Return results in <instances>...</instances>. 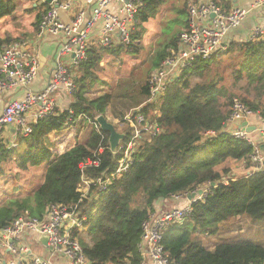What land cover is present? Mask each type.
Returning <instances> with one entry per match:
<instances>
[{
    "label": "trees",
    "instance_id": "16d2710c",
    "mask_svg": "<svg viewBox=\"0 0 264 264\" xmlns=\"http://www.w3.org/2000/svg\"><path fill=\"white\" fill-rule=\"evenodd\" d=\"M142 1L136 23L149 21L164 2ZM223 1H219L221 6L228 10L232 1ZM16 8L14 0H0V18L13 16ZM188 8L186 3L182 11L188 14ZM36 19L34 26L39 30L41 13ZM179 35L157 52L153 70L177 50ZM9 40L0 38V43ZM139 41L134 31L130 44L90 47L86 60L77 67L79 74H75L76 89L69 109L34 123L32 133L18 136L16 147L1 144L0 184L7 185V196L0 199V228L23 214L42 218L52 204L79 205L87 217L86 230L76 231L75 235L87 264H140L143 223L155 212L156 202L202 188L207 194L193 202L184 223L171 225L164 232L163 244L170 258L175 264H264V245L254 240L223 238L210 248L199 237L216 234L220 224L231 218L247 216L264 221V169L234 178L222 166L230 160L250 162L252 147L224 128L235 97L264 114V40L234 42L220 56L196 59L153 102L148 101L149 81L143 84L138 100L131 105H135L132 112L138 109L159 130L154 135L144 131L127 171L106 189L100 191L97 184H92L84 196L80 186L83 177L97 182L117 170L122 154L111 150L108 132L91 126L85 143L78 142L63 153L54 152L49 135L66 126L70 110L75 118L83 114L92 120L107 113L114 98L111 92L89 96L97 84H105L99 75L101 63L110 55L139 54ZM222 64L226 71L231 70L234 85H241L242 92L226 85L224 67V73L214 72ZM193 76L199 78L194 84ZM151 111L153 115H149ZM127 115L122 114L121 120ZM125 133L122 143L127 144L132 134L130 129ZM6 162L16 164L6 171ZM42 167L45 170L39 184L26 176L29 169ZM4 255L0 250V260Z\"/></svg>",
    "mask_w": 264,
    "mask_h": 264
},
{
    "label": "built area",
    "instance_id": "2783aa9c",
    "mask_svg": "<svg viewBox=\"0 0 264 264\" xmlns=\"http://www.w3.org/2000/svg\"><path fill=\"white\" fill-rule=\"evenodd\" d=\"M39 1L47 5L38 23L39 35L51 33L60 37V47L55 55L53 72L46 85L38 91L28 90L22 98L11 99L5 104L0 115V134L10 130L15 132V138L6 143L9 148L18 145L20 134L28 136L32 133L34 123L66 110L59 109L56 94L59 91L68 94L75 91L74 69L86 60L90 47L132 43L136 14L143 6L142 0ZM260 7H264V0H253L251 8ZM62 11L68 13V21L61 17ZM248 13L249 9L239 6L224 10L214 0L191 2L187 26L179 35V47L152 72L148 101L157 100L167 85L178 78L182 70L196 59L212 58L225 53L229 48L228 43H225L227 33L239 27ZM96 30H99L98 35ZM259 40H264V22L253 29L247 41ZM66 57H70V62L65 61ZM38 67L37 57L31 54L23 43L14 42L0 49V98L6 91L28 86L37 76ZM69 112L71 115L67 119V127L74 129L72 124L84 119L96 129L100 128L97 117L92 120L82 114L75 118L74 112ZM125 118L126 125L131 127L132 137L127 144L121 142L117 149L122 154L117 170L97 182L83 177L80 191L84 196L88 194L92 184H97L100 191L104 190L114 178L127 171L144 131L154 135L159 130L158 126L148 122L138 109ZM244 122H247V125L244 126ZM248 126L255 128L249 132ZM224 131L249 144L252 147L250 162L256 170L264 169V114L253 110L239 97H235ZM66 136L67 134L54 139L58 146L62 144L65 150L72 147L69 146L72 134ZM2 143L4 141L0 139V151ZM88 163L91 164L90 161ZM204 190L206 193L203 196L207 194V190ZM191 193L173 196L175 199L187 198L186 205L174 206L163 213H158L155 209L144 221L139 244V252L143 257L140 264H175L165 250L163 235L169 226L182 225L192 212L193 202L203 197L197 194L195 200L190 201L188 196ZM86 220L87 217L81 213L79 205L52 204L48 206L42 218L29 214L20 215L11 224L0 228V250L7 256L2 257L0 264H54L52 257H65L71 264H87L80 240L75 235L76 231L86 230ZM41 236L48 237L47 246L40 241ZM36 244L48 249L49 256L39 254Z\"/></svg>",
    "mask_w": 264,
    "mask_h": 264
},
{
    "label": "rangeland",
    "instance_id": "374dc122",
    "mask_svg": "<svg viewBox=\"0 0 264 264\" xmlns=\"http://www.w3.org/2000/svg\"><path fill=\"white\" fill-rule=\"evenodd\" d=\"M17 3V8L13 16L1 17L0 18V38L10 39L5 46L11 45L16 39L22 43L28 33H31L34 29V25L37 21V14L42 12L43 9L33 5L37 0H14ZM193 0H164L159 6L154 17L147 22L136 23V30L140 36L141 51L139 54L123 53L122 55L107 56L106 59L101 63V70L99 75L105 84H97L95 88L89 92L90 97H94L105 92H111L114 96L111 105L107 109L105 116L112 122L119 132L125 133L131 128L126 125V118L121 120L122 114H130L132 112L134 104L137 100L143 84L147 83L154 71V60L156 54L161 50L173 37L180 33L184 27L185 22L188 18V14L182 9L187 4H190ZM221 5V2L218 1ZM223 6V5H222ZM14 40V41H13ZM25 43V42H24ZM2 43H0V46ZM1 49V48H0ZM220 66L214 70H220L222 73L223 67L225 68V83L234 92H242L241 85H234V82L230 76L231 70L226 71V67ZM75 74H79V68H75ZM192 83L199 81L198 77H192ZM73 96V95H71ZM137 98V99H136ZM144 105L142 103L140 106ZM131 106V107H130ZM128 107H130L128 109ZM153 111L149 115H153ZM126 117V116H125ZM150 122V118H146ZM74 129L65 126L62 130L53 131L49 135V139L53 145V150L56 153H62L59 147L56 148L57 143L55 142L56 137H62L64 134H68L72 130V136L70 138L69 146H73L76 143H85L92 130V123L82 119L77 120L72 124ZM61 142V141H59ZM16 164L13 162H6V171L10 168V165ZM223 167L229 169V175L234 178H238L247 174V169L253 167V163L247 161H232L230 160L226 164H222ZM42 168H31L26 174L27 177H33L36 183L39 184L42 181L43 170ZM253 169H250L252 171ZM15 171V169H12ZM7 185L0 184L1 192L0 199L6 197ZM202 188H198L200 190ZM202 242L210 247L221 241L223 238L229 239H242L248 238L255 242L264 245V221L257 222L253 221L247 216H240L231 218L227 222L221 223L218 232L213 235L199 234ZM87 241H90L89 237H86ZM36 251V249H34ZM39 254H42L38 250ZM7 257V256H6ZM9 260V259H7Z\"/></svg>",
    "mask_w": 264,
    "mask_h": 264
},
{
    "label": "crops",
    "instance_id": "0c3cea01",
    "mask_svg": "<svg viewBox=\"0 0 264 264\" xmlns=\"http://www.w3.org/2000/svg\"><path fill=\"white\" fill-rule=\"evenodd\" d=\"M231 1H232L231 7L228 10H230L232 7L239 6L242 8L249 9V13L246 19L243 21V23L239 27L231 29L227 33L225 37V43H228V45L234 42L247 41L253 29L257 25L261 24V22H264V7L251 8L253 0H231ZM223 2L227 3V0ZM38 6L40 7L42 6L41 8L43 9V11L40 12L42 15V13L45 12V10L47 9V5L37 0V2L34 3L33 7H38ZM61 17L65 21L69 20V15L65 11L61 12ZM187 20L185 22V25L187 23ZM183 29L184 28H182L181 30ZM98 32L99 30H96L97 35H98ZM15 41L20 42L17 39ZM22 43L31 54L37 57L38 62H39L38 73L35 79L28 86L22 87L16 90L6 91L2 95V97L0 98V115L3 113L5 104L9 100L22 98L28 90L38 91V90H41L46 85V83L48 82V79L50 78L53 72L55 55L58 52L59 47H60V37L55 36L51 33H44V35H39L38 29H36V27L34 26L33 31H31V33H28V35L22 41ZM3 47H5V44H2V48ZM69 59L70 57H66L65 61L70 62ZM71 95L72 94H68L64 91L57 92L56 100H57L59 109L64 110L70 106V104L73 102V96ZM71 133H72V130L71 132L67 134V136L71 135ZM14 138H15V132H13L12 130L6 131L5 133L0 134V139H2L4 143H7V141L14 139ZM57 147H59L61 151L63 150L62 144L58 146V143H57L56 148ZM244 162H247V161H244ZM250 169L255 170L256 168L254 166L251 168H248L247 173L250 172ZM187 203H188L187 198L175 199L172 197L169 199L159 200L156 202V211L158 213H163L171 209L174 206H177V205L184 206ZM35 247L37 248V251L39 250L40 252H42V255L44 257L49 256L48 249L39 247L37 244L35 245ZM51 259L53 260L54 264H71L70 261L65 257H52Z\"/></svg>",
    "mask_w": 264,
    "mask_h": 264
},
{
    "label": "water",
    "instance_id": "95a60500",
    "mask_svg": "<svg viewBox=\"0 0 264 264\" xmlns=\"http://www.w3.org/2000/svg\"><path fill=\"white\" fill-rule=\"evenodd\" d=\"M51 0H47V2H50ZM97 123L99 124V127L110 134L109 136V142H110V147L113 152H116L120 143L125 140L127 137L126 133L119 132L116 128V126L110 122L105 115H99L97 117ZM243 125H247V122H244ZM254 126H248L247 130L249 132H252L254 130ZM262 148L264 149V145H262ZM211 186H215V182L211 183ZM206 193L204 189H200L197 192L193 191L189 196L190 201H194L197 194L203 196ZM40 241L44 245H48V237L47 236H41Z\"/></svg>",
    "mask_w": 264,
    "mask_h": 264
}]
</instances>
